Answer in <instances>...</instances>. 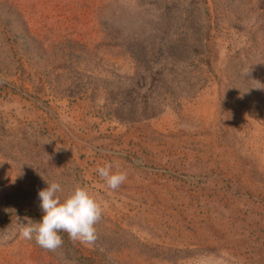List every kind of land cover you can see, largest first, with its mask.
I'll return each instance as SVG.
<instances>
[{"label": "rangeland", "instance_id": "rangeland-1", "mask_svg": "<svg viewBox=\"0 0 264 264\" xmlns=\"http://www.w3.org/2000/svg\"><path fill=\"white\" fill-rule=\"evenodd\" d=\"M53 182L93 244L20 236ZM0 264H264V0H0Z\"/></svg>", "mask_w": 264, "mask_h": 264}, {"label": "clouds", "instance_id": "clouds-1", "mask_svg": "<svg viewBox=\"0 0 264 264\" xmlns=\"http://www.w3.org/2000/svg\"><path fill=\"white\" fill-rule=\"evenodd\" d=\"M112 169V164L105 163L95 171L104 181L102 186L115 191L127 180V173ZM59 191L60 185L53 182L38 192L44 215L39 222L23 225L20 236L32 240L35 234L36 244L47 251H55L62 246L60 232L67 233L72 241L82 245L93 244L97 239L96 225L104 212L101 203L83 187L77 186L63 201L57 195Z\"/></svg>", "mask_w": 264, "mask_h": 264}, {"label": "trees", "instance_id": "trees-1", "mask_svg": "<svg viewBox=\"0 0 264 264\" xmlns=\"http://www.w3.org/2000/svg\"><path fill=\"white\" fill-rule=\"evenodd\" d=\"M181 44H182V42H179L176 45H180L181 46ZM164 50H165L164 51L165 54L166 55H169V50L168 49H164ZM168 60H170V55L165 57V61L167 62L168 65H165V64L162 65L164 68H167L168 66L170 67L167 72L173 71V69H177L176 63L175 62H173L172 64L171 63H168ZM135 61H136L137 67H141L140 66V61H138L136 59H135ZM144 67H145V64L142 65V69L143 70H144ZM164 68L161 69V67H160L159 70H161V72H163L164 71ZM181 71H183V70H181ZM181 71H179L180 72V75H182ZM140 72L141 71H139V73ZM173 72H174V75L177 74L175 71H173ZM167 74L168 73L163 74V75L159 74V75L155 76V77H158L160 80H162V86L164 88V91L161 92V95H162V98H163L164 101L166 100L165 98H168L169 99V98H171V97H173L175 95V92H176L175 88L177 86L178 77L181 78V76L179 74H177L176 77H174V78H177L176 86L175 87H171L170 84H171L172 80L169 77H167ZM134 80H135L134 78L131 79L130 80L131 83H129L128 87H126V88H128L127 89L128 92H125L124 91L125 89L123 87V92L125 94V96L123 97V99H126V102L123 104V106L121 107V109H125L126 110V112H125L126 114H129V112L131 111V109L133 107H135L136 109L139 108L138 105H137V103H135V100H132V98L134 96H131V95H134L135 93H137V92H135V90L137 89V87H135V85L133 84V81ZM139 90L140 89L138 88L137 91H139ZM110 93H113V91H111ZM155 99H156V97H155ZM158 100L159 99L155 100V104L159 102ZM131 103H132V106H131Z\"/></svg>", "mask_w": 264, "mask_h": 264}]
</instances>
